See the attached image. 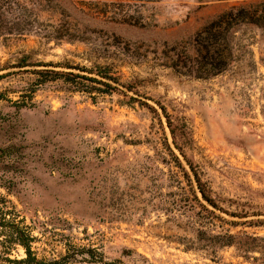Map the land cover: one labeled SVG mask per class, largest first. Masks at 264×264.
Segmentation results:
<instances>
[{"label":"rangeland","instance_id":"1","mask_svg":"<svg viewBox=\"0 0 264 264\" xmlns=\"http://www.w3.org/2000/svg\"><path fill=\"white\" fill-rule=\"evenodd\" d=\"M261 1L0 0V74L29 54L56 70L100 67L121 89L50 80L18 108L10 99L36 74L0 80V192L39 258L264 264V25L233 21L227 63L199 51L226 11L258 18ZM193 168L214 204L185 177Z\"/></svg>","mask_w":264,"mask_h":264},{"label":"trees","instance_id":"2","mask_svg":"<svg viewBox=\"0 0 264 264\" xmlns=\"http://www.w3.org/2000/svg\"><path fill=\"white\" fill-rule=\"evenodd\" d=\"M264 3V0L261 1ZM255 4V1L249 3ZM244 6L240 8H232L226 11L218 20V26L212 36V42L206 44L203 49L199 50L203 53V57L208 58L209 64L215 63L216 66L227 63L232 59V49L228 46L221 48L224 44H229L230 33L234 29L233 21H246L258 26L264 25V12L258 18H254L250 12H243ZM243 8V9H242ZM250 13V14H249ZM30 55L25 54L17 64L20 70H10L0 74V80L16 74L18 71H26L36 74L35 85L31 90H22L21 96L17 100L12 101L18 108L35 106L33 102L34 94L38 86L50 80L62 79L66 83L73 86L76 91L93 93L95 91L103 93H111L121 91L119 88V79L103 71L100 67L93 70L86 67H74L65 65L67 70H56L53 67L62 66L61 64L38 63L31 64L29 62ZM194 59V58H193ZM37 66L28 69V66ZM4 68V69H8ZM73 69H79V72H74ZM223 68H218L215 74L221 72ZM103 86V87H101ZM17 92V91H15ZM6 94L0 92V100L8 99ZM168 123L171 133L175 136L176 130L173 126L171 118L168 116ZM175 143L176 140H175ZM178 145V144H176ZM185 177L193 185L194 191L200 194L201 199L209 203H215L211 195V190L208 188L199 175L198 171L193 168L194 178L185 170ZM199 198V196H198ZM37 237L33 234L31 227L26 224L25 218L21 215L17 205L8 197L0 192V264H62L58 260H46L39 258L34 250L33 244ZM23 248L25 251L24 257L16 255V251Z\"/></svg>","mask_w":264,"mask_h":264}]
</instances>
